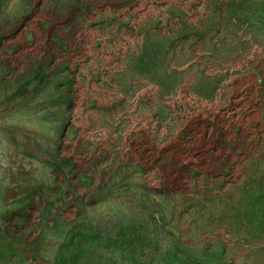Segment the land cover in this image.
Returning <instances> with one entry per match:
<instances>
[{
	"label": "rangeland",
	"instance_id": "obj_1",
	"mask_svg": "<svg viewBox=\"0 0 264 264\" xmlns=\"http://www.w3.org/2000/svg\"><path fill=\"white\" fill-rule=\"evenodd\" d=\"M0 264H264V0H0Z\"/></svg>",
	"mask_w": 264,
	"mask_h": 264
}]
</instances>
